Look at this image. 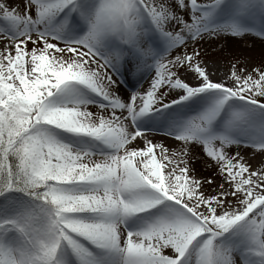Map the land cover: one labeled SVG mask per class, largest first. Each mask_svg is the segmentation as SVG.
<instances>
[{"label":"snow or ice","instance_id":"6c2138e0","mask_svg":"<svg viewBox=\"0 0 264 264\" xmlns=\"http://www.w3.org/2000/svg\"><path fill=\"white\" fill-rule=\"evenodd\" d=\"M244 33L264 0H0V264H264V55L198 43Z\"/></svg>","mask_w":264,"mask_h":264},{"label":"rangeland","instance_id":"374dc122","mask_svg":"<svg viewBox=\"0 0 264 264\" xmlns=\"http://www.w3.org/2000/svg\"><path fill=\"white\" fill-rule=\"evenodd\" d=\"M9 3L21 5L22 0H9ZM248 36L249 35L247 34H243V39L240 41L233 39V37L229 35L224 36L219 40L206 37L203 41H198L201 49L200 57L206 63L211 61L218 64L219 67H221L222 63H225L229 67L231 63H242L245 60H247L250 65L253 63H259L262 55H264V41H256ZM245 45L252 48L248 49V55L244 53L247 51ZM192 47L193 45L189 44V50H191ZM237 54L242 56H238ZM223 70L225 71V68H223ZM241 153L246 158L250 157V151H247V149H242ZM197 155L199 156L200 154L197 153ZM191 163L195 168L197 175L200 176L210 175L215 167L214 165L210 167L207 161L203 158L194 160ZM207 190L211 191L212 189L211 187H208Z\"/></svg>","mask_w":264,"mask_h":264},{"label":"bare ground","instance_id":"6f19581e","mask_svg":"<svg viewBox=\"0 0 264 264\" xmlns=\"http://www.w3.org/2000/svg\"><path fill=\"white\" fill-rule=\"evenodd\" d=\"M244 34H247V35H249L248 37H251L252 39H254V40H256V41H260V42H263L264 41V38H260L258 35H256V34H254V33H244ZM229 36H232L233 37V39H236V40H241V39H243V34L242 35H240V36H233V35H229ZM231 37V38H232ZM206 38V37H205ZM245 48L247 49V51L246 52H244L246 55H248V49H252V48H250V47H248V46H246L245 45ZM238 56H242V55H240V54H237ZM237 56V57H238ZM235 61V60H234ZM207 64V66H208V70L211 72V74H212V77H213V79H216V80H219V79H222L223 78V75L226 73V72H228V71H230V67H228L225 63H222L221 64V67H219L218 66V64H216V63H214V62H209V63H206ZM239 64V63H238ZM223 68H225V71L223 70ZM152 136H155V137H157L158 139H161V140H163L164 139V136H163V134H161V133H152L151 134ZM165 142H167V141H165ZM243 149H247V151H250L251 152V149L250 148H243ZM247 159H249V160H252V157L250 156L249 158H247ZM254 162V161H253Z\"/></svg>","mask_w":264,"mask_h":264}]
</instances>
